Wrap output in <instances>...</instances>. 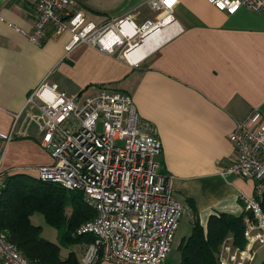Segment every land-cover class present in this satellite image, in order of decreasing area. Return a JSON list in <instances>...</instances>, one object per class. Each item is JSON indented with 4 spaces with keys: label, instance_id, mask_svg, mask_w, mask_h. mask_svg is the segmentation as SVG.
I'll list each match as a JSON object with an SVG mask.
<instances>
[{
    "label": "crops",
    "instance_id": "0c3cea01",
    "mask_svg": "<svg viewBox=\"0 0 264 264\" xmlns=\"http://www.w3.org/2000/svg\"><path fill=\"white\" fill-rule=\"evenodd\" d=\"M77 1L84 17L97 25L127 14L136 24L160 21L168 11L174 21L129 63L87 43L66 51L69 31L49 33L33 44L16 29H33V0H0V133L10 130L29 91L45 78L79 100L101 88L124 91L140 120L155 129L160 169L172 177L176 198L192 204L199 223L205 228L212 213H244L241 195H253L254 181L222 169L235 155L229 134L236 122L256 109L264 113V13L241 6L227 14L207 0H161L164 7L158 10L148 0ZM26 132L0 139V163L5 170L36 176L52 158L40 146L36 128Z\"/></svg>",
    "mask_w": 264,
    "mask_h": 264
},
{
    "label": "built area",
    "instance_id": "2783aa9c",
    "mask_svg": "<svg viewBox=\"0 0 264 264\" xmlns=\"http://www.w3.org/2000/svg\"><path fill=\"white\" fill-rule=\"evenodd\" d=\"M207 1L227 14L241 6L264 13V0ZM33 3V29L27 33L16 28L33 44L40 45L49 33L69 31L66 51L87 43L129 63L135 61L127 57L132 47L174 21L168 11L160 21L147 19L136 24L127 14L97 25L84 17L77 0ZM147 5L154 10L164 7L161 0H148ZM25 99L10 130L0 133V139L25 136L34 125L40 146L52 158L50 164L37 168L36 175L68 190L82 191L92 206L94 216L76 230L79 235L91 236L89 241L78 243V262L163 263L180 218L188 214L193 221L194 212L174 195L172 177L161 171L156 160L161 142L153 126L140 120L131 96L101 88L79 100L45 78ZM20 126L25 130L20 131ZM232 129L229 141L236 151L222 173L252 179L254 191L251 196L241 195L247 212L244 245L234 244L232 234H228L219 242L215 256L218 264H250L255 246L264 244V210L259 204L264 193V113L256 109ZM7 172L0 163V185ZM0 264L37 263L29 261L0 231Z\"/></svg>",
    "mask_w": 264,
    "mask_h": 264
},
{
    "label": "trees",
    "instance_id": "16d2710c",
    "mask_svg": "<svg viewBox=\"0 0 264 264\" xmlns=\"http://www.w3.org/2000/svg\"><path fill=\"white\" fill-rule=\"evenodd\" d=\"M0 185V231L14 243L29 261L37 264H81L76 251L61 256V245L89 241L90 235L77 234V228L94 216V210L80 190H68L58 183L40 179L24 171L12 170L4 175ZM264 210V193L259 199ZM190 207L193 209L192 204ZM69 208V211H67ZM41 212L48 225L58 231L59 243L43 238L41 226L34 225L30 216ZM247 212L233 215L212 213L204 228L195 218L190 234L178 244V264H218L219 242L232 234L233 243L244 245V217ZM258 264H264V259Z\"/></svg>",
    "mask_w": 264,
    "mask_h": 264
},
{
    "label": "rangeland",
    "instance_id": "374dc122",
    "mask_svg": "<svg viewBox=\"0 0 264 264\" xmlns=\"http://www.w3.org/2000/svg\"><path fill=\"white\" fill-rule=\"evenodd\" d=\"M100 129V128H99ZM30 132L34 133L35 132V126L32 125L30 127ZM69 211V208L68 210ZM31 222L34 225H39L41 226V233L40 235L43 238L48 239L49 241L55 242V243H59V238L58 236V231L55 227L48 225V223L45 221L43 215L41 214V212H34L31 216H30ZM191 222L188 218V216L186 214H184L180 220V224L179 227L177 229V232L175 234L174 240L172 242V246H171V251L168 253L167 255V260H166V264H176L179 262L180 260V250L178 248V244L180 243L182 237H184V235H188V231L189 228L191 226ZM60 244V243H59ZM61 248L59 249L61 252V256L65 257L67 255V252L71 251V250H77V246L78 244H69L67 246H64L62 244ZM264 259V244H258L255 246V256L252 260V262L250 264H258L259 262H261Z\"/></svg>",
    "mask_w": 264,
    "mask_h": 264
},
{
    "label": "bare ground",
    "instance_id": "6f19581e",
    "mask_svg": "<svg viewBox=\"0 0 264 264\" xmlns=\"http://www.w3.org/2000/svg\"><path fill=\"white\" fill-rule=\"evenodd\" d=\"M162 34L163 33H161L160 31L156 32L151 37L146 38L143 43L137 44L136 46L132 47L131 50L127 52V57H129L131 60H136V58H140L149 48H151L152 43L160 39Z\"/></svg>",
    "mask_w": 264,
    "mask_h": 264
},
{
    "label": "snow or ice",
    "instance_id": "6c2138e0",
    "mask_svg": "<svg viewBox=\"0 0 264 264\" xmlns=\"http://www.w3.org/2000/svg\"><path fill=\"white\" fill-rule=\"evenodd\" d=\"M165 3L171 4L172 3V0H165Z\"/></svg>",
    "mask_w": 264,
    "mask_h": 264
}]
</instances>
